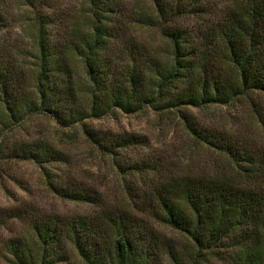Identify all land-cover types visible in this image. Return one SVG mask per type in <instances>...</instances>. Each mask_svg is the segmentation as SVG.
Wrapping results in <instances>:
<instances>
[{"label": "trees", "instance_id": "trees-1", "mask_svg": "<svg viewBox=\"0 0 264 264\" xmlns=\"http://www.w3.org/2000/svg\"><path fill=\"white\" fill-rule=\"evenodd\" d=\"M35 1L25 3L34 8ZM150 1L151 14L135 22L159 30L169 45L165 58L142 53L130 41L126 48L112 46L120 38L118 24L129 21L120 23L117 0H85L86 29L56 31L50 14L33 13L34 43L26 53L0 43V155L67 161L66 152L45 141H10L13 127L35 115L62 126L80 123L87 140L112 154L136 138L84 120L149 106L179 112L193 135L227 155L251 182L176 173L155 184L145 206L128 196L120 206L105 207L89 185L45 172L52 193L96 209L32 218L26 234L4 243L13 264H264V184L256 183L264 178V163L227 135L198 129L182 110L264 93V0ZM7 2L0 0V31L8 24ZM125 189L131 194L128 184ZM19 215L0 206V226ZM159 226L184 236L188 247Z\"/></svg>", "mask_w": 264, "mask_h": 264}, {"label": "rangeland", "instance_id": "rangeland-1", "mask_svg": "<svg viewBox=\"0 0 264 264\" xmlns=\"http://www.w3.org/2000/svg\"><path fill=\"white\" fill-rule=\"evenodd\" d=\"M35 4L31 8L25 0H8V24L0 31V43L18 48L22 54L30 50L35 34L32 17L36 12L50 14L56 31L70 25L88 27L85 0H37ZM117 5L120 23L129 21L118 24L120 38L114 39L112 46L126 48L130 41L142 53L165 58L169 45L159 30L135 22L139 14H151V1L117 0ZM72 59L79 81L86 85L80 60L75 56ZM182 110L198 129L227 135L252 150L257 162L264 163L263 92H249L228 103L183 106ZM84 122L123 138L133 136L137 142L119 145L112 154L105 153L87 140L80 123L62 126L45 115L28 117L9 133L10 141H45L66 152L67 161L40 163L0 155V206L14 208L20 214L0 226V264H13L4 243L26 234L32 218L53 213H92L96 209L94 204L73 202L52 193L46 185L45 172L56 180L68 177L89 185L98 191L105 207L120 206L128 196L145 206L151 201L155 184L176 173L220 176L238 184L252 180L227 155L193 135L186 128L185 119L174 109L159 111L144 106L132 113L115 109L98 118H86ZM258 179L261 180L256 183L264 184V178ZM126 184L131 194L126 192ZM158 229L181 248L188 247L184 236L165 226ZM76 264H81L78 259Z\"/></svg>", "mask_w": 264, "mask_h": 264}]
</instances>
